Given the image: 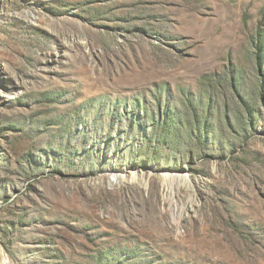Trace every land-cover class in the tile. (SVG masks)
Instances as JSON below:
<instances>
[{"label":"rangeland","instance_id":"obj_1","mask_svg":"<svg viewBox=\"0 0 264 264\" xmlns=\"http://www.w3.org/2000/svg\"><path fill=\"white\" fill-rule=\"evenodd\" d=\"M258 67L264 0H0V244L12 264H94L118 244L142 246L139 264H264V117L242 144L240 125L224 132L237 142L224 159L139 150L159 96L213 91L234 108L231 82L254 94Z\"/></svg>","mask_w":264,"mask_h":264},{"label":"trees","instance_id":"obj_2","mask_svg":"<svg viewBox=\"0 0 264 264\" xmlns=\"http://www.w3.org/2000/svg\"><path fill=\"white\" fill-rule=\"evenodd\" d=\"M100 6L105 8V4L90 6L94 18L97 17V11L101 10ZM260 65L259 62V67ZM259 67V83L254 94L253 92L247 93L249 90L240 83L239 77H236L238 85L231 82L236 91L233 99L235 101L234 108L227 102L220 104L216 97L217 94L213 91H206L199 95L188 92V96H183L179 101H175L169 92L165 96H159L156 106L157 116L150 125V132L143 136V143L139 147L142 156L149 154L153 156H148V158L156 159L155 153L161 149L176 154L183 151V154L191 156L193 152L207 158L209 155H214L224 159L227 153L225 147L232 148L230 151L234 155L237 142H224V132L237 123L244 131L237 138L238 141L243 139L242 144L248 139L255 123L264 117V74L260 73ZM108 109L113 111L112 108ZM150 110L153 111V108ZM19 121L22 122L23 120ZM10 127L16 129L14 124ZM86 127L85 131L87 132L90 128ZM136 129L139 131L140 127ZM85 135L83 138L88 140ZM223 142L228 146H225ZM141 247L137 245L129 249L118 244L112 248H103L90 255V258L94 264H139V262H134V259L138 258L139 253H143ZM142 261L143 263L147 262V260Z\"/></svg>","mask_w":264,"mask_h":264},{"label":"bare ground","instance_id":"obj_3","mask_svg":"<svg viewBox=\"0 0 264 264\" xmlns=\"http://www.w3.org/2000/svg\"><path fill=\"white\" fill-rule=\"evenodd\" d=\"M141 176L140 175H137L136 173H133L132 174V179L133 180H136V179H139L140 180ZM163 176H165V175H163ZM176 177H179L184 183H186L188 185L190 184V180H189V177L187 175H181V176H176ZM176 177H173L172 176L171 178L173 179V178H176ZM166 185L168 187V193H169V195L172 196L173 195V192H174L173 184H166ZM0 264H12V261H11L9 255H8V253L2 247L1 244H0Z\"/></svg>","mask_w":264,"mask_h":264}]
</instances>
